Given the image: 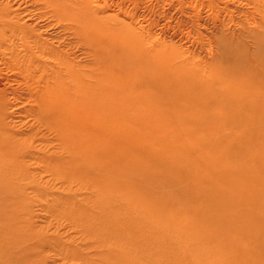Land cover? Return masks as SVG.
<instances>
[{
  "label": "rangeland",
  "instance_id": "rangeland-1",
  "mask_svg": "<svg viewBox=\"0 0 264 264\" xmlns=\"http://www.w3.org/2000/svg\"><path fill=\"white\" fill-rule=\"evenodd\" d=\"M12 6L20 9L17 24L34 33L0 37V133L14 146L5 162L14 167L4 166L0 186L13 188L11 203L20 208L12 227L25 233L0 240V248L16 242L11 255L0 252V264H150L142 238L136 244L101 232L130 216L160 224L158 249L171 257L174 243V262L264 264V0H87L94 18L129 35L121 51L136 63L132 71H141L137 85L148 68L161 84L166 71L179 68L225 91V99H191L171 112L158 101L163 108L155 114L115 103L122 114L98 123L92 113L88 133L66 130L65 138L58 123L70 119L58 109L69 99L47 94L54 88L49 78L68 84L65 67L80 75L110 72L102 63L110 62V46L74 27L62 31L66 22L39 19L26 0ZM114 73L117 81L127 75ZM246 88L250 99L235 100ZM65 147L86 152L91 168L70 165ZM109 176L120 180L110 183ZM78 209L83 223L106 217L88 229L92 236L71 219ZM116 239L121 250H109Z\"/></svg>",
  "mask_w": 264,
  "mask_h": 264
},
{
  "label": "bare ground",
  "instance_id": "bare-ground-1",
  "mask_svg": "<svg viewBox=\"0 0 264 264\" xmlns=\"http://www.w3.org/2000/svg\"><path fill=\"white\" fill-rule=\"evenodd\" d=\"M13 1L14 0H0V37L26 35L28 34L27 32L34 33V31L29 29L27 26H19L17 24V19L19 18L18 11H20V9L17 8L14 11L12 10ZM86 2L87 0H26V5H28L27 7L35 9L34 11L37 14H34V16H37L39 19L51 17L52 19L66 22L68 23L66 25L67 27H62V31H72L74 27L75 31H77L78 33L80 31L83 33H89V35H92L100 43L105 42L110 46L109 51H111L112 56L110 62L109 60L102 62L110 72L103 71L102 73L98 72V70H90V72L88 71V73L80 75L79 70H75L73 73L71 69L65 67V74L64 76H62V78L63 80H67L68 84H64L58 76H53L52 79L49 78L54 88L53 91H50L47 94H52L51 96L53 97L62 96L66 97L67 100L69 99L68 102L63 103V106L58 110L67 112L69 119H76V122L78 123L77 126L73 127V123L70 120H61L58 123L57 127V133L61 138H65L66 136L71 134L69 131L66 132V130H73L79 133L82 132V136L84 134L83 132L88 133L89 123H92L89 115L92 113H94L95 116L99 118L97 121L98 123L104 122L107 118V115L111 116L122 114V112L125 110H121L120 108H111V104L115 103H118L119 107H121L125 103L130 104L135 107L133 112L139 113L145 110L148 114L153 111V114H155L158 109H162L163 107H167L168 112H171L174 105L183 106V103H185V101H192L191 99L201 100L198 102L211 101V98H215L217 101L225 99V91L219 88H215L213 83H207V86H202L194 79H192L190 75H188L187 73L185 74V71L178 70L179 68H177L176 72L174 73L166 71V75L170 77L165 84H161L162 81L158 83V78L155 77V73L152 72L151 68H148L147 73L145 75L142 74L144 83L140 86L137 85L141 80V71H132V69L136 66V63L133 61L125 60L124 57L126 56V54H123V52L121 51L122 41L126 37H129V35H122L123 33L119 31L118 27H115L114 23H112L111 20H109V22L107 20L106 22H104L102 19L94 18L89 13L90 8L88 6H85ZM27 7H24L25 9H22L23 12L28 10ZM34 35L37 36V34ZM114 39H117V42L113 41ZM132 42L135 43L134 41ZM91 63H94V60ZM162 64L167 65V62L164 61V63ZM262 67H264V65ZM51 71H53V69H51ZM116 71L120 74L126 72L127 75L123 76L120 79L122 81L114 80L113 75H115L114 72ZM113 81H116V83H114ZM189 84L191 85L189 86ZM185 85H188L189 88L185 89ZM246 89L247 90L244 92V94L240 91V95H238V97L237 95H235L237 97L235 100L250 99L249 97L251 93L249 92L248 88ZM97 91L98 94L93 96ZM159 91H165L167 95L163 94L158 96ZM171 92L175 93L178 96V104L169 103L170 100L168 99V96ZM103 96L105 97V99H101V97ZM160 98L162 100H159ZM135 99L142 100L143 103L138 102L137 104H135ZM158 101H160L163 107L161 105H156V102ZM152 103H155V106L144 108V104ZM57 106L58 104H55L54 107ZM165 111H167V109H165ZM73 142H81V140L74 137ZM13 148V144L4 139V137L0 133V177L2 176V173H5L7 170L6 168H4V166L8 165L14 167L13 163L11 165L5 163L11 159ZM64 151H66L69 155L68 162L70 163V165L76 167H81L80 165H83V168H91V165L87 163L89 155L86 152L76 151L66 147L64 148ZM66 174L71 178L74 177V175L72 174ZM118 180L112 176L108 177V181L110 183ZM13 191V188L11 191V189L5 185L0 186V218L3 220L0 229L4 230V232L6 233H3L2 235L0 233V240L2 238L10 239L16 234H18L20 237H23V234L25 233V231L17 232V230L12 227V225L18 220L14 215V212H16L20 208L19 205L11 203L13 198H16ZM16 192L18 194L17 189ZM105 195L110 198L109 194L105 193ZM124 200H126V198ZM94 203L98 207L106 205L105 201L98 203L94 201ZM134 209L131 207H126V212L128 213V215L135 216L136 213L134 212ZM75 212V214L73 213V211L71 212V219L74 220L78 225H80L81 228L86 232L89 229V231L93 233L94 228H91L93 227L92 225L101 224L106 220V217H101L100 221L98 222H92L88 219V223H83L85 218L84 212L80 209ZM130 217L131 219L128 218L123 224L120 223L116 226L108 225V227H110H107L108 229H110L109 231H106V227H104L101 232H103V235L104 233L108 232L119 234L121 236L117 237H119L123 242L131 241L135 242L136 244H139L142 238L144 247L143 249L141 247V249L143 250V253L147 255V258L150 254L151 258H148V262L150 264H185V261L174 262L172 260L173 254H175L173 253L175 249L174 243L169 244L171 248V257L166 256L167 252L165 249H163V247H160L159 251L158 246L160 245L159 243L162 239L161 234L163 233H161L159 228L160 224L157 221H144L137 217ZM162 225L165 226V224ZM157 228L159 229V232H156ZM87 233L92 236L91 233ZM96 235L97 234H95L94 236ZM14 243L16 242L13 239L10 243L3 244L0 248V252H8V255H11L16 251L12 248L16 245ZM110 246H112L113 249ZM108 249L120 251L121 245L116 239L115 242L110 243ZM157 249L158 251H156ZM21 254L23 257L26 256L25 253ZM118 261L121 262L120 260ZM119 262L115 264H120ZM143 263L144 262L141 261L139 264Z\"/></svg>",
  "mask_w": 264,
  "mask_h": 264
}]
</instances>
